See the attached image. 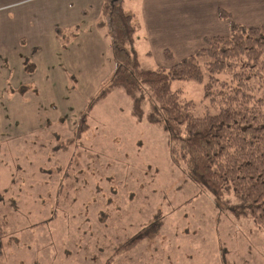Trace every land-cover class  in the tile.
<instances>
[{"label":"rangeland","instance_id":"1","mask_svg":"<svg viewBox=\"0 0 264 264\" xmlns=\"http://www.w3.org/2000/svg\"><path fill=\"white\" fill-rule=\"evenodd\" d=\"M123 6L134 11L130 0ZM99 20L59 29L61 39L35 49L14 43L0 53V264H264V232L221 210L209 192H194L164 126L136 115L124 88L101 95L115 63ZM190 53L138 51L149 68ZM205 82L172 84L195 101L196 115L217 111ZM84 112L88 128L77 137ZM157 220V233L114 254Z\"/></svg>","mask_w":264,"mask_h":264},{"label":"trees","instance_id":"2","mask_svg":"<svg viewBox=\"0 0 264 264\" xmlns=\"http://www.w3.org/2000/svg\"><path fill=\"white\" fill-rule=\"evenodd\" d=\"M102 13L112 37L115 68L101 95L126 89L135 114L168 131L171 157L185 181L197 187L194 192H209L221 210L251 220L264 232V24L233 22L229 35L207 36L205 47L171 67L149 68L138 55V25L134 14L124 10L123 0H103ZM177 79L206 81L205 97L217 111L193 113L195 101L184 100L180 90L172 89ZM88 113L81 116L77 137L88 128ZM4 225L0 220V256ZM157 225L158 220L143 227L114 254L136 248L158 232Z\"/></svg>","mask_w":264,"mask_h":264},{"label":"crops","instance_id":"3","mask_svg":"<svg viewBox=\"0 0 264 264\" xmlns=\"http://www.w3.org/2000/svg\"><path fill=\"white\" fill-rule=\"evenodd\" d=\"M130 2L134 11L123 7L134 14L138 25L137 52L148 50L151 53V49L163 52L164 49L177 47L189 48L191 55L206 46L207 36L229 35L233 22L247 27L264 24V0ZM102 5L103 0H56L54 4L50 0H6L0 3V53H6L7 47L14 43L20 45L26 42L27 47L35 49L38 45L61 39L59 29L78 27L80 24L86 26L85 23L89 25L98 18L103 25ZM222 11L230 13V16H223ZM246 11H249V15H246ZM54 16L61 21L54 23ZM107 30L109 33L108 26ZM140 44L144 46L142 49ZM28 84L32 88L37 87L32 80H28Z\"/></svg>","mask_w":264,"mask_h":264}]
</instances>
